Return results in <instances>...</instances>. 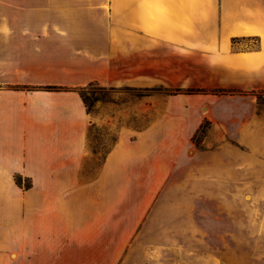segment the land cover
Instances as JSON below:
<instances>
[{"label": "crops", "instance_id": "crops-1", "mask_svg": "<svg viewBox=\"0 0 264 264\" xmlns=\"http://www.w3.org/2000/svg\"><path fill=\"white\" fill-rule=\"evenodd\" d=\"M90 84L207 92L93 113L80 95ZM260 94L264 0H0V255L14 242L54 264H83L80 249L105 230L119 240L121 202L148 210L206 159L210 200L237 183L254 195L245 197L240 240L256 242L264 258ZM133 115L145 126L127 122ZM205 122L209 150L191 156ZM95 127L117 134L105 153Z\"/></svg>", "mask_w": 264, "mask_h": 264}, {"label": "rangeland", "instance_id": "rangeland-1", "mask_svg": "<svg viewBox=\"0 0 264 264\" xmlns=\"http://www.w3.org/2000/svg\"><path fill=\"white\" fill-rule=\"evenodd\" d=\"M83 90L93 113L106 104L123 105L145 96L173 95L175 91L165 88L112 90L97 84H90ZM127 122L140 128L145 126L146 119L144 115H133ZM203 125L205 134L195 137L191 156L209 150V124ZM91 138L95 148L105 153L116 141L117 134L95 127ZM230 142L238 148L233 139ZM210 148H214L213 143ZM232 158L236 159L234 155ZM199 162L200 166L192 174L178 173L174 183L165 187L148 210L140 209L139 202L132 199L121 202L119 240L108 241L105 230L103 239L96 242L94 248L92 243H86L80 249L83 264L93 262V253L97 256V264H264V258L256 257V242L240 240L245 197L250 201L254 195L241 193L237 183L231 193L217 195L215 202L210 200L207 161ZM30 183L29 179H23L21 188L25 189ZM0 264L54 262L47 257H34L29 244L16 249L13 242L3 248Z\"/></svg>", "mask_w": 264, "mask_h": 264}, {"label": "trees", "instance_id": "trees-1", "mask_svg": "<svg viewBox=\"0 0 264 264\" xmlns=\"http://www.w3.org/2000/svg\"><path fill=\"white\" fill-rule=\"evenodd\" d=\"M46 90H49V91H57V90H60V88L58 87H46ZM84 91L83 89L80 90V95L84 101V103L86 104L87 108H88V111L91 112L90 108H89V105H88V99L87 97L85 96L84 94ZM207 91L205 90H180V89H177L175 91H173V95H177V94H187V95H195V94H203V93H206ZM259 100L260 101H264L263 98H264V94H260L258 96ZM205 134V129H204V125L201 126V128L199 129V131L197 132V134L195 135L196 136H199V135H204ZM195 137L193 138V143H194V139ZM15 181H16V184L21 187L22 185V182H23V178L21 176H17L15 178ZM31 187V183L29 186H26L25 189H29Z\"/></svg>", "mask_w": 264, "mask_h": 264}, {"label": "bare ground", "instance_id": "bare-ground-1", "mask_svg": "<svg viewBox=\"0 0 264 264\" xmlns=\"http://www.w3.org/2000/svg\"><path fill=\"white\" fill-rule=\"evenodd\" d=\"M16 257V255H14Z\"/></svg>", "mask_w": 264, "mask_h": 264}]
</instances>
